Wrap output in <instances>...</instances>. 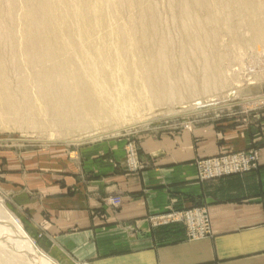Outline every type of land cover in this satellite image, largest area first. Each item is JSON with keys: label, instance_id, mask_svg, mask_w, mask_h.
I'll return each instance as SVG.
<instances>
[{"label": "crops", "instance_id": "1", "mask_svg": "<svg viewBox=\"0 0 264 264\" xmlns=\"http://www.w3.org/2000/svg\"><path fill=\"white\" fill-rule=\"evenodd\" d=\"M225 125L143 138L146 166L137 171L123 164L120 139L52 159L4 156L6 199L60 264H264V112L251 125ZM251 149L260 154L257 168L201 179L199 161ZM111 198L121 205L108 204ZM196 208L210 218L208 237L190 239L183 223L151 222Z\"/></svg>", "mask_w": 264, "mask_h": 264}, {"label": "bare ground", "instance_id": "2", "mask_svg": "<svg viewBox=\"0 0 264 264\" xmlns=\"http://www.w3.org/2000/svg\"><path fill=\"white\" fill-rule=\"evenodd\" d=\"M7 1L9 7L5 11L0 0V90L4 110L20 115L34 126L40 124L62 132L86 130L91 119L103 115L118 123L127 122L126 112L132 111L134 104H142L135 97L148 95V106L184 104L185 95L193 98L200 92L219 87L212 78L216 67L213 68L209 60L206 46L217 44L220 29L234 31L232 9L248 26L252 44L264 43L262 6L257 3L260 1L182 0L181 16L188 45L182 48L179 62L182 67L187 64L189 49L202 54L204 79L201 91L193 76L185 73L182 78L178 75L179 64L169 55L171 42L161 36L153 7L140 10L139 17L131 21L134 24L126 26L121 24L120 15L128 6H135L137 0H97L96 3L92 0ZM208 26L217 29L209 33ZM100 30H104L108 39L104 38L97 46L92 41ZM6 58H11L23 73L17 90L8 83ZM225 72L220 73L222 78ZM228 76L226 79L231 80ZM210 102L213 101L207 103ZM36 104L41 106V114L49 117L47 123L39 122L34 109ZM194 106H182L179 113ZM153 121L152 118L144 119L128 127ZM123 128L125 126L114 131ZM0 264H58L36 245L3 202H0Z\"/></svg>", "mask_w": 264, "mask_h": 264}, {"label": "rangeland", "instance_id": "3", "mask_svg": "<svg viewBox=\"0 0 264 264\" xmlns=\"http://www.w3.org/2000/svg\"><path fill=\"white\" fill-rule=\"evenodd\" d=\"M92 1L94 3L97 2V0ZM257 1H260L257 3L262 6V17L264 19V0ZM136 2L137 3L135 6H128L123 11V15H120L122 19L121 24L126 26L133 25L134 22H131L132 19H137L143 10H148L149 8L153 7L154 14L158 19V28L160 30L161 36L169 39L171 42L169 55L171 59L175 60L179 64L177 69L180 74L178 75L182 78L185 77V73L193 76L194 83L197 84L202 91L201 86L204 79V72L202 68L204 64V58L202 54L189 49V57H187L189 59L185 65L186 67H182L179 62L182 48L188 45V37L185 32L184 23L181 16L182 8L180 5L182 4V0H137ZM261 2L262 4H260ZM1 6L5 11L8 10V1L2 0ZM234 11L235 9H232L233 18L231 23L236 30L234 29V31H229L220 29V36L222 38L219 37L217 44L215 43L214 45L211 44L212 46H206L209 60L214 65L213 68L216 67L213 71L212 78L213 80L215 79L214 81L217 82L219 87L212 89V92H200L193 98L185 95V98L182 101L184 104L178 102L176 104L167 103L161 106H148L146 105L148 104V100L146 102L148 95L145 96V98L135 97L136 101L139 100V102H142V104L140 106L134 104V109L130 112H126L125 116L127 122L118 123V121L114 118H108L106 117L107 115H103L101 118L91 119L89 127L86 130L72 129L71 131L62 132L60 129L54 127L42 126L40 124L34 126L25 121V119H21L20 115L17 116L4 110L0 90V160L4 156H9L10 158L14 157L17 161H21L22 156L24 155H29L31 160H36L37 158L52 159L53 156L60 155V153H63L65 150H69L78 145L109 138L126 141V157L123 164H125L128 170L137 171L146 166L143 165L139 160V146L141 145L143 138L147 136L160 137L161 135L165 134H172L175 136L182 131H195L200 128L209 129L214 128L219 124H226L225 126H232L235 124L243 126L251 125L254 123L257 116L264 112V43L261 45L252 44L251 34L248 32V26L246 23L241 21V17L238 16L237 13H234ZM132 13L133 15L131 16ZM18 15L19 14L16 16ZM7 26H11V24L7 23ZM214 29L217 28L214 26L206 27V30L209 33ZM103 31L104 30H100L98 35H96L92 41L97 46L103 43L101 40L103 41L104 38L108 39V37L106 38L107 35ZM230 35H233L234 37L231 36V38ZM249 42H251V44ZM231 43L235 45V48ZM225 47L228 53L225 51ZM227 48H229L231 53ZM220 54H224V57ZM81 59L85 60L83 56ZM6 60L8 61L7 64H9L7 72L8 83L13 90H17L19 82L23 77V73H21L20 70L16 68V65L12 63L11 58H6ZM186 68L187 71H185ZM224 71H226L225 73H228L229 76L227 74L225 75L224 73L222 78L221 76L223 74L220 73ZM227 76L230 77L232 81L230 79H226ZM255 78L256 80H254ZM183 81H186V78L183 79ZM118 89H120V87ZM112 91L115 92V88H112ZM181 91L184 92V90ZM208 100H212L213 102L207 103ZM195 104H197V106H194ZM192 105L194 107L190 108L185 113H179L182 106L191 107ZM35 106L36 107L34 109H36L35 113H37L39 122L47 123L49 121V117L45 114H41V106L39 104H36ZM138 107H140V109ZM176 113H179V115ZM149 118L154 119V121L142 126L128 127L135 122ZM122 126H125L123 130L121 129L120 131H114ZM241 156H247V160L250 161L253 157H255L257 160L254 163L255 165L252 164L251 161L249 166L252 167L251 170L258 167L260 161L259 151L257 149H251L201 160L198 162L199 171H201V169L203 171H207L208 169L212 168L213 173L215 172L213 168L217 167L221 168V171H229L235 166L233 161L236 159L240 160ZM4 160L6 161L7 159ZM245 160V158L242 159L241 163H244ZM1 174L2 168L0 166V175ZM206 176H208V172H206ZM222 176L229 175L224 173V175L217 176V178ZM3 183L4 182L0 177V202H3L8 210L22 223L20 217L11 209L6 199V192ZM112 199L116 198L109 199L107 203L109 204L110 200ZM22 225L24 227L23 223ZM24 229L40 248L37 240L33 238L31 234H29L25 227ZM57 263L60 264L59 262Z\"/></svg>", "mask_w": 264, "mask_h": 264}, {"label": "built area", "instance_id": "4", "mask_svg": "<svg viewBox=\"0 0 264 264\" xmlns=\"http://www.w3.org/2000/svg\"><path fill=\"white\" fill-rule=\"evenodd\" d=\"M244 158L246 159L245 162L241 163V160ZM251 161L252 164H254L257 160L255 157H253ZM251 161L247 160V156H241L240 160L236 159L233 161L235 166L229 171L226 170L221 171V168L218 167L213 168L215 170V172L213 173H212V168L208 169L207 171H203L201 169L200 177L201 179H211L217 176L224 175V173L230 175V174L247 172L252 168L251 166H249V164H251ZM206 172H208V176H206ZM109 204L113 206H120L121 199L120 198L112 199L110 200ZM151 222L156 226L183 223L187 228L189 238L193 240L208 237L211 235L212 232L211 222L207 214V211L205 209H200V208H196L193 210H186V211H171L167 214L153 217Z\"/></svg>", "mask_w": 264, "mask_h": 264}]
</instances>
